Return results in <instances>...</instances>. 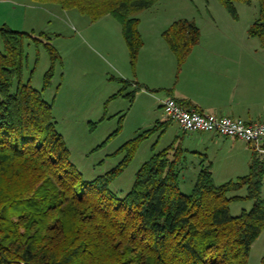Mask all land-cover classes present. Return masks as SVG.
<instances>
[{
	"label": "trees",
	"instance_id": "1",
	"mask_svg": "<svg viewBox=\"0 0 264 264\" xmlns=\"http://www.w3.org/2000/svg\"><path fill=\"white\" fill-rule=\"evenodd\" d=\"M23 1L77 9L93 22L112 16L122 25L135 68L144 46L135 15L159 0ZM219 1L236 20L237 3H256L259 18L249 36L264 46V0ZM162 36L180 71L201 41L199 27L179 20ZM0 37V264H249L264 232V160L255 155L248 175L221 185L214 181L211 164L203 166L186 194L181 177L187 154L172 144L154 153L130 192L119 197L111 183L130 165L140 141L167 122L124 145L117 154L127 151V156L113 170L83 180L57 130L53 102L44 98L59 58L56 49L43 42L44 33L5 25ZM26 41L45 45L53 62L42 90L24 82ZM242 189L246 197L235 195ZM243 199L253 201L252 209L233 216L231 204Z\"/></svg>",
	"mask_w": 264,
	"mask_h": 264
},
{
	"label": "rangeland",
	"instance_id": "2",
	"mask_svg": "<svg viewBox=\"0 0 264 264\" xmlns=\"http://www.w3.org/2000/svg\"><path fill=\"white\" fill-rule=\"evenodd\" d=\"M35 5L41 7L37 16H33L36 33H44L47 38L43 42L50 43L59 55L44 98L53 102L57 130L64 137L72 163L83 180L93 181L125 159L127 151L117 154L124 145L153 129L158 122H165V117L156 103L133 100V64L122 25L115 18L108 15L93 22L77 9L62 10L55 4ZM236 7L237 20L219 0H159L135 17L140 20L138 30L148 47L156 41V35L163 34L173 23L188 20L199 27L202 44L209 45L214 53H259L260 60L264 61L262 41L249 36L250 26L259 18L258 5L237 3ZM3 50L0 37V51ZM25 50L24 82L31 81L35 89L42 90L46 74L53 67L51 56L45 45L37 47L31 41H26ZM250 58L244 56L243 60ZM127 82V88L118 92ZM114 93L119 96L110 98L109 94ZM177 136H183L179 127L168 124L166 129H159L140 141L132 162L111 183V190L119 197L126 196L139 169L154 153L175 144ZM218 158L221 160L215 183L236 180L238 173L231 167L228 155ZM222 175L225 180L220 179ZM187 176L188 173L181 177V189L189 194L195 179ZM236 194L246 197L247 189ZM252 207L253 201L243 199L231 204V214L238 216ZM263 258L264 234L253 245L249 264H261Z\"/></svg>",
	"mask_w": 264,
	"mask_h": 264
},
{
	"label": "crops",
	"instance_id": "3",
	"mask_svg": "<svg viewBox=\"0 0 264 264\" xmlns=\"http://www.w3.org/2000/svg\"><path fill=\"white\" fill-rule=\"evenodd\" d=\"M35 4L23 0H0V27L6 25L17 31L36 33L33 16H37L41 7ZM162 35L155 36L157 39L152 46L144 44L139 53L137 66L133 68V100L138 98L137 101L144 99L156 103L167 122L163 129L168 124L179 127L163 112L162 106L167 98H174L185 107L200 112L264 123V61L260 60L259 53H214L201 41L179 71L177 58L168 51ZM244 56L251 58L243 60ZM238 57L241 59L235 60ZM121 88L118 92L125 90ZM115 95L109 94V97ZM179 129L183 136H177L175 144L186 152L188 159L184 176L188 173L187 177L195 182L201 167L210 164L213 177H216L221 160L218 157L222 154L228 155L231 167L238 173L236 178L249 174L255 155L264 160V154L256 153L243 140L215 133H187ZM220 179L225 180L223 175ZM262 196L264 199V185Z\"/></svg>",
	"mask_w": 264,
	"mask_h": 264
},
{
	"label": "built area",
	"instance_id": "4",
	"mask_svg": "<svg viewBox=\"0 0 264 264\" xmlns=\"http://www.w3.org/2000/svg\"><path fill=\"white\" fill-rule=\"evenodd\" d=\"M167 119L177 123L187 133H215L217 135L243 140L258 154H264V123H249L242 119L217 116L189 109L174 98L163 103Z\"/></svg>",
	"mask_w": 264,
	"mask_h": 264
}]
</instances>
